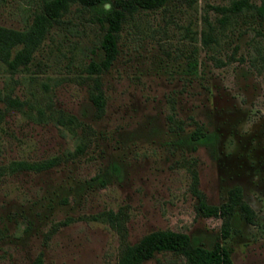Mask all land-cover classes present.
I'll return each mask as SVG.
<instances>
[{
    "label": "rangeland",
    "instance_id": "obj_1",
    "mask_svg": "<svg viewBox=\"0 0 264 264\" xmlns=\"http://www.w3.org/2000/svg\"><path fill=\"white\" fill-rule=\"evenodd\" d=\"M42 2L0 0V27L26 30ZM229 2L174 0L135 15L100 75V116L85 71L101 28L87 11L70 6L25 65L11 70L0 58V264L38 256L43 264H115L122 242L156 230L219 243L233 264H264V16L250 10L220 21L213 7ZM38 107L89 126L85 150L72 155L81 127L71 133L39 119ZM195 127L217 136L212 149L181 142ZM192 170L209 205L239 186L253 223L240 221L222 238L221 220L196 210ZM141 264L187 263L157 252Z\"/></svg>",
    "mask_w": 264,
    "mask_h": 264
},
{
    "label": "trees",
    "instance_id": "obj_2",
    "mask_svg": "<svg viewBox=\"0 0 264 264\" xmlns=\"http://www.w3.org/2000/svg\"><path fill=\"white\" fill-rule=\"evenodd\" d=\"M174 0H43L39 12H36L26 30L14 31L0 27V58L4 60L11 70H15L19 64L25 65L31 60V54L39 45L49 28L58 23L60 17L64 15L70 6L78 7L88 12L91 21L101 28V35L98 44L99 54L95 60H90L86 65V74L91 81L88 92V99L94 108L95 115L100 116L104 108V95L101 90L100 75L112 64L118 54V37L124 25L132 21L134 16L141 12L156 11L163 9ZM110 6V10H106ZM213 9L220 14V21L229 15H236L241 12L253 10L255 14L262 18L264 16V0L255 6L249 0H230L227 6H214ZM203 21L208 25V20L203 16ZM210 33V32H209ZM205 34L201 40L203 45H207ZM18 45H20L18 47ZM14 51L10 55L11 51ZM5 103L13 105L21 110L22 102L16 98H5ZM49 110V111H48ZM47 114L42 108H36L39 119H52L59 126L73 133L74 129L81 127L78 142L74 146L73 156L81 154L86 146L91 128L87 125L78 124L76 120L60 111L53 113L51 107ZM217 136L213 132L204 131L200 127H195L186 133L181 142L189 146L192 150L198 145H204L212 149ZM56 160H48L41 167H49ZM25 168L35 167V165L24 164ZM191 190L197 199L196 210L203 216H212L221 220L220 236L225 238L229 231L238 226L240 221L252 224L255 216L252 208L243 200L241 190L235 186L227 191L226 200L219 205H209L205 202L203 194L197 188V177L194 170L191 171ZM97 180L99 185L104 181ZM108 222L113 226L122 224L116 215L106 213ZM123 230V229H122ZM157 252H172L182 256L187 264H233L229 249L219 243L211 247H205L197 240L192 239L183 232L172 230H156L142 236L134 244H121L115 264H141L151 258ZM31 264H43L38 256Z\"/></svg>",
    "mask_w": 264,
    "mask_h": 264
},
{
    "label": "flooded vegetation",
    "instance_id": "obj_3",
    "mask_svg": "<svg viewBox=\"0 0 264 264\" xmlns=\"http://www.w3.org/2000/svg\"><path fill=\"white\" fill-rule=\"evenodd\" d=\"M233 187H235V186H233ZM237 187H239V186H237ZM231 188H232V187H231ZM239 188H240V187H239ZM229 189H230V188H229ZM229 189H228V190H229ZM228 190H227V191H228ZM240 190H241V188H240ZM241 195H242V192H241ZM226 197H227V193H226ZM242 198H243V196H242ZM243 200H244V198H243ZM244 201H245V200H244ZM245 202H246V201H245ZM246 203H247V202H246ZM247 204H248V203H247ZM248 205H249V204H248ZM243 222H244V221H243ZM245 223H246V222H245Z\"/></svg>",
    "mask_w": 264,
    "mask_h": 264
},
{
    "label": "clouds",
    "instance_id": "obj_4",
    "mask_svg": "<svg viewBox=\"0 0 264 264\" xmlns=\"http://www.w3.org/2000/svg\"><path fill=\"white\" fill-rule=\"evenodd\" d=\"M106 10H110V6H106Z\"/></svg>",
    "mask_w": 264,
    "mask_h": 264
}]
</instances>
